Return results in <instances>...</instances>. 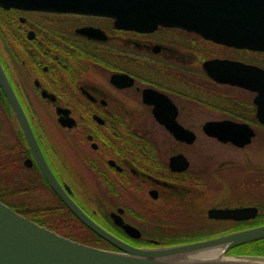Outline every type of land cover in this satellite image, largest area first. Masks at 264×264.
Segmentation results:
<instances>
[{
	"label": "flooded vegetation",
	"instance_id": "1",
	"mask_svg": "<svg viewBox=\"0 0 264 264\" xmlns=\"http://www.w3.org/2000/svg\"><path fill=\"white\" fill-rule=\"evenodd\" d=\"M92 2L60 0L68 7L48 9L0 0V62L69 195L137 247L264 224V73L257 74L264 72V50L182 25L118 27ZM212 59L229 62L207 68ZM237 62L254 67L248 86L234 81ZM209 122H218L220 136L209 133ZM34 191L55 204L42 206ZM0 192L29 193L26 215L37 222H68L55 216L68 207L44 175L1 83ZM103 247L120 250L109 242Z\"/></svg>",
	"mask_w": 264,
	"mask_h": 264
},
{
	"label": "water",
	"instance_id": "2",
	"mask_svg": "<svg viewBox=\"0 0 264 264\" xmlns=\"http://www.w3.org/2000/svg\"><path fill=\"white\" fill-rule=\"evenodd\" d=\"M10 5L18 0H3ZM32 8L57 9L68 7L60 0H27ZM97 13L115 18L118 27L144 31L159 24L182 25L199 31L229 45L264 50V0H92ZM78 6L72 7L77 8ZM228 60L212 59L205 62L210 68H223ZM240 76L221 77L217 80H234L248 86V75L253 66L235 63ZM224 69V68H223ZM264 73L257 70V74ZM244 78H247L244 80ZM0 83L12 104L20 124L30 140L48 182L70 210L94 232L120 250L104 249L79 242L62 235L23 215L0 199V264H264V256L229 255L240 244L264 238V224L208 239L160 246L137 247L116 236L96 222L69 195L43 157L28 117L16 96L0 62ZM260 110L259 113H263ZM218 122L205 127L210 134L220 136ZM180 135V128L173 129ZM190 133V132H189ZM243 144L244 141H237ZM242 209L233 211L241 213ZM118 223L134 236L139 230ZM222 248L221 258H189L190 254Z\"/></svg>",
	"mask_w": 264,
	"mask_h": 264
},
{
	"label": "trees",
	"instance_id": "3",
	"mask_svg": "<svg viewBox=\"0 0 264 264\" xmlns=\"http://www.w3.org/2000/svg\"><path fill=\"white\" fill-rule=\"evenodd\" d=\"M2 193L9 194L10 196H12V195L16 196V195H22L24 192L23 193H20V192H18V193L0 192V198L3 199L4 201H6L4 199L5 197L2 195ZM6 202L9 205H11L12 207L16 208L18 211L26 214V204L24 201H16V202L6 201ZM55 212H56V214H55L56 217L59 216L60 218L65 217L66 220L68 219L67 224L68 223L71 224V222H74V221H71L72 220L71 218H67L69 213L72 214L71 211L68 210V208H63V209L59 208ZM75 221H76L77 225H78V223H80L81 227H83L85 229L82 231L83 232L82 235H80V237H78L76 239H78L79 241L85 242V243L93 244V245H98V246L104 245L105 240H103L96 233H94L92 230H90L88 227H86L84 224H82L77 218L75 219ZM40 223L43 225L49 226V227L53 228L54 230L60 232V230L55 228V226L51 225L50 223H47V222H40ZM62 223L65 224L66 222H62ZM59 224H61V223H59ZM73 225H76V224H71L70 226H68V228L72 227L73 230H75L77 227L74 228L75 226H73ZM64 234L71 236L70 233L68 234V233L64 232ZM231 253H234V254H262V255H264V239H260L257 241H253L250 243L240 245V246L232 249Z\"/></svg>",
	"mask_w": 264,
	"mask_h": 264
},
{
	"label": "rangeland",
	"instance_id": "4",
	"mask_svg": "<svg viewBox=\"0 0 264 264\" xmlns=\"http://www.w3.org/2000/svg\"><path fill=\"white\" fill-rule=\"evenodd\" d=\"M2 195L5 197L4 199L6 201H11V202H16V201H26L29 197V193L26 194V193H23L22 195H12L10 196L9 194H6V193H2ZM31 196H34L33 198H35L34 200L38 199V201L42 202L43 205L42 206H49L51 204H55V202H52L53 200H50V198L47 196L46 192L44 193L43 191H34L31 193ZM28 201V200H27ZM52 202V203H50ZM47 220V219H46ZM50 220V219H49ZM71 221H74L73 219ZM58 222H54V223H50L51 225L55 226V228H57L58 230H60V232H65V233H70L71 235L72 234H77V236L79 237L80 235H82V231L84 230V228L81 227V225H77V223L74 221V222H71V224H76V225H73L75 226L74 228H76L75 230H73L72 227H69L71 224H67V223H62V222H59L61 224H57ZM72 230V231H71ZM77 237V238H78Z\"/></svg>",
	"mask_w": 264,
	"mask_h": 264
},
{
	"label": "bare ground",
	"instance_id": "5",
	"mask_svg": "<svg viewBox=\"0 0 264 264\" xmlns=\"http://www.w3.org/2000/svg\"><path fill=\"white\" fill-rule=\"evenodd\" d=\"M224 256L222 248L206 250L200 253L190 254L189 258H221Z\"/></svg>",
	"mask_w": 264,
	"mask_h": 264
}]
</instances>
